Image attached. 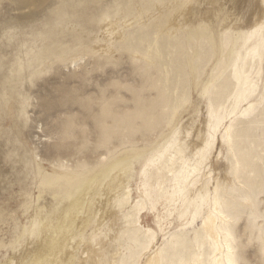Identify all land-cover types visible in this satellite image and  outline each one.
Segmentation results:
<instances>
[{
	"label": "rangeland",
	"instance_id": "374dc122",
	"mask_svg": "<svg viewBox=\"0 0 264 264\" xmlns=\"http://www.w3.org/2000/svg\"><path fill=\"white\" fill-rule=\"evenodd\" d=\"M186 1L192 0H0V262L32 264L44 247L46 228L56 236L75 212L87 217L84 241L93 235L106 240L107 263L118 252L117 264H140L145 253L140 229L151 227L158 233L162 261L190 264L201 254L207 264L208 239L199 227L205 204L189 199L188 189L200 185L210 164L193 177L196 154L186 146L197 124L207 132L208 101L200 93L213 81L209 96L217 108L248 107L243 81L260 84L264 40L242 35L255 25H240L238 7L226 0H217L204 22L212 25L209 31L201 30L199 22L174 32L166 20ZM193 1L198 8L209 7L205 0ZM106 19L118 22L117 38H102ZM9 30L15 31L14 40L4 39ZM229 31L230 36L222 35ZM102 42L109 46L95 49ZM236 67L239 90L232 74ZM221 70L224 76L218 78ZM259 101V95L250 99L256 106L253 116L236 122L237 158L225 147L219 155L235 163L239 173V180L232 173L235 185L222 204L229 217L246 213L231 231L236 258L248 264L264 261L258 242L248 244L249 237L259 236L261 221L256 219V230L245 233L253 204L257 215L264 213V110ZM154 154L161 159L142 176ZM171 156L177 165L172 172ZM145 185L152 199L138 209ZM111 188L119 225L110 226L109 218L99 226L100 207ZM129 189L131 206L122 211L115 202ZM157 214L161 220L168 216L170 230L160 233ZM133 215L135 220L129 218ZM70 226L72 240L85 228L75 222ZM26 227L22 247H4ZM80 252L75 250L73 264Z\"/></svg>",
	"mask_w": 264,
	"mask_h": 264
},
{
	"label": "bare ground",
	"instance_id": "6f19581e",
	"mask_svg": "<svg viewBox=\"0 0 264 264\" xmlns=\"http://www.w3.org/2000/svg\"><path fill=\"white\" fill-rule=\"evenodd\" d=\"M217 0H205V3L209 7L198 8L194 1H186L177 6L175 13L171 17H168L166 24L171 27L175 32L177 29L185 26L188 27L190 24H198L199 22H207L206 20L210 16V12L217 7ZM220 2L224 0H219ZM231 4L238 7L240 12V25L251 28L256 25L257 18L264 19V0H226ZM213 6V8L211 7ZM160 11L157 16L162 15V8L160 5L157 6ZM203 20V21H202ZM117 21L110 22L106 19L100 28V33L103 39L112 40L118 37ZM127 26L128 23H124ZM95 49L104 50L109 45L106 42L95 44ZM83 57H79L76 61L81 60ZM178 113L175 112L173 117H177ZM205 125H196L193 131L192 139H190L189 144L186 146L187 150L192 154H196L197 150L203 147V141L200 139L202 137ZM223 146V142L221 141ZM225 147L231 157L236 159V154L234 151V145L230 151ZM220 152L215 155L211 160L209 169L204 174V179L201 181L199 186L190 187L188 189L189 199L193 202H202L205 204L204 214L199 222L200 230L208 239V258L206 260L207 264H229V247L234 249L233 256L236 258L235 245L233 243V234L231 231V240H229L228 226L230 221L225 220L224 217L218 216L217 213L223 209L224 216L229 217L227 210L223 207L222 198L225 197L228 189L232 185H235L234 175H237L239 180V173L236 170L235 163L220 160ZM191 154V155H192ZM193 154V155H194ZM168 166L172 170H177V165L175 157L171 156L168 160ZM232 173L234 175H232ZM118 179L122 184H124L123 172H116ZM114 188L107 191L105 199L102 201V206L100 207V215L98 219V225L103 224L104 219L111 218L110 226L119 225L118 218L119 212L113 208L112 205V194ZM126 194H129L126 190ZM226 199H224L225 201ZM248 204H251V199H246ZM235 205L228 206L234 207ZM89 205H87L86 210H88ZM215 209V211H213ZM126 220V218H125ZM75 222L76 226L83 228V233L76 237L74 240L71 237L73 230H71L70 224ZM64 223H62L63 225ZM87 217L82 215H77L75 212L70 214L67 224L63 227L57 229L56 236L47 229V232L42 236L43 248L39 252H36L32 258V264H73V259L75 258V250L80 249V257L78 259V264H117L115 260L120 256L118 252L113 254V262L107 263V258L105 256V245L106 240L101 238L98 239L95 244L91 240L84 241L83 234L87 230ZM83 238V239H81ZM82 244V247L79 245ZM155 247L150 253L145 252L143 254V264H161L162 262V252L161 246L157 245L156 240L154 241ZM264 255V253H263ZM132 264H137L134 260ZM190 264H204V258L201 254L195 257Z\"/></svg>",
	"mask_w": 264,
	"mask_h": 264
},
{
	"label": "snow or ice",
	"instance_id": "6c2138e0",
	"mask_svg": "<svg viewBox=\"0 0 264 264\" xmlns=\"http://www.w3.org/2000/svg\"><path fill=\"white\" fill-rule=\"evenodd\" d=\"M200 29L203 31H209L212 27L210 23H204L201 22L199 25ZM259 35L262 40H264V19L257 18V22L254 28H252L251 32L249 33H243L242 35L251 37L255 35ZM222 35L225 37H228L231 35V32H225ZM16 38L15 31L9 30L8 32H5L4 39H7L9 41L14 40ZM261 60L262 63H264V48L261 50ZM233 79L235 81V85L237 87V90H239L240 84H241V73L238 67L234 68L232 70ZM224 76V71L221 70L219 77L222 78ZM215 83V81L212 82V84H209L203 92L200 93L201 96L205 97L208 101V122H207V132L206 134L202 135L200 138L203 141V147L199 148L196 153V167H194L191 172L193 177L196 176V174L203 173L205 166L209 165L211 162V158L215 155V149L217 147H221V154H223V146H226L230 151L233 147V132L235 129L236 122L239 118L249 119L254 114L255 105L250 102V99H255L257 95L260 96V108L261 110H264V74H262L261 82L259 85L252 80L247 79L243 81L245 91V103L248 104V107L245 108L243 111H240V104L238 103L236 108L232 111H228L223 105L220 106V108H217L214 101L209 96V88L212 87V85ZM258 87L261 89V91H257ZM199 91V89H198ZM231 99V97H230ZM189 100L186 97L185 103H188ZM41 131H43V128L41 127ZM220 141L223 142V146ZM39 159V157H37ZM161 159V154H154L147 165H145V171L141 173L142 176L147 175L148 168L157 163ZM238 167V165H237ZM128 192H131V189L128 190ZM261 194L264 195V188L261 189ZM179 195L181 197H184V192H180ZM176 193H173V197L175 198ZM152 198L149 196L147 191V185H145V199L137 200L135 207L140 209L142 206L147 205L148 201ZM175 202V200H174ZM115 206L119 207L122 211L128 207L131 206L130 202V196L128 194L124 195L120 200L115 202ZM154 212L156 211L155 205L153 206ZM215 211V209H213ZM246 213L240 212L237 213L233 217H226L224 216L223 209L219 213H217L218 216L224 217L225 220H229V226H228V232H229V240H231V227L235 225L243 215ZM132 220H135V216L129 217ZM168 216H165L163 220H161V217L159 214H157L156 219V227L160 229V233H163L165 228H168L169 230L173 225L168 223ZM185 217L181 216V223H185ZM256 219H259L261 223L259 224V236L258 237H249L248 244H252L253 240L258 242L259 247L261 249V252L264 253V213L257 215L255 212V204L252 206V212L248 213V226L245 228V233H247L249 230L255 231L256 230ZM193 223L196 222L197 217L195 215L192 216ZM185 226H187L185 224ZM38 229V223L34 222L32 224L31 229V235L33 238L36 237ZM141 232L144 235V245H143V251L150 253L151 250L155 247L154 241L156 240V237L158 233L154 232L151 227L149 228H143L141 227ZM28 229L25 228V232L22 236H17L16 239L7 245H4L5 248H11L13 251H16L17 248L22 247L25 239L28 236ZM97 242V237L93 235L92 237V243L95 244ZM234 243V241H233ZM229 264H248L246 260L243 259H237L233 256L234 249L232 247H229ZM0 264H7V261H2ZM13 264H16V262H13ZM140 264H143V260L140 261ZM161 264H167L166 261H162ZM261 264H264V261L261 262Z\"/></svg>",
	"mask_w": 264,
	"mask_h": 264
}]
</instances>
